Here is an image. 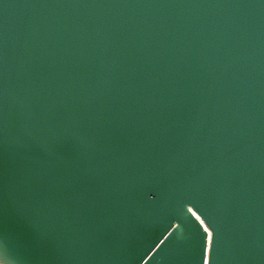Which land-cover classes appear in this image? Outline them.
I'll return each mask as SVG.
<instances>
[{"label":"water","instance_id":"obj_1","mask_svg":"<svg viewBox=\"0 0 264 264\" xmlns=\"http://www.w3.org/2000/svg\"><path fill=\"white\" fill-rule=\"evenodd\" d=\"M8 264H264V0H0Z\"/></svg>","mask_w":264,"mask_h":264},{"label":"snow or ice","instance_id":"obj_2","mask_svg":"<svg viewBox=\"0 0 264 264\" xmlns=\"http://www.w3.org/2000/svg\"><path fill=\"white\" fill-rule=\"evenodd\" d=\"M0 264H8L7 259L3 255H0Z\"/></svg>","mask_w":264,"mask_h":264}]
</instances>
